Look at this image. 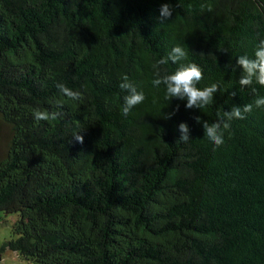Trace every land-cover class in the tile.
I'll list each match as a JSON object with an SVG mask.
<instances>
[{
  "label": "trees",
  "instance_id": "1",
  "mask_svg": "<svg viewBox=\"0 0 264 264\" xmlns=\"http://www.w3.org/2000/svg\"><path fill=\"white\" fill-rule=\"evenodd\" d=\"M261 39L264 0H0V211L19 215L2 250L33 264H264V109L216 150L195 119L254 102L236 60ZM176 45L199 87L220 86L204 109L152 83ZM124 75L146 97L127 115ZM35 109L59 115L37 122Z\"/></svg>",
  "mask_w": 264,
  "mask_h": 264
},
{
  "label": "clouds",
  "instance_id": "2",
  "mask_svg": "<svg viewBox=\"0 0 264 264\" xmlns=\"http://www.w3.org/2000/svg\"><path fill=\"white\" fill-rule=\"evenodd\" d=\"M174 8L169 3L162 4L160 8L159 19L161 23L169 20L173 15ZM226 51V50H224ZM188 58L187 50L180 46H174L166 56L160 58L154 65L155 79L152 81L154 86L163 85L166 89V98L186 99V108L204 109L214 103L215 94L220 91V86L216 83L206 87H199L198 85L204 79V73L201 67L196 63H185ZM171 62L173 65H178L176 70L169 74L164 65ZM236 64L242 68L243 74L239 79L241 88L249 87L252 92L256 94L253 103H248L241 106H233L231 111L217 112V119L214 123L201 121L200 117H195L197 123H203L205 137L214 145L216 150L225 144L226 134H230L232 122L234 120H244L247 114L253 112L254 108L264 109V95L257 94V89L254 85L264 86V39H261L255 47L254 54H242L238 56ZM230 67V65H229ZM163 72V74H162ZM121 91L126 95L123 97L122 112L124 115L137 105L145 100L143 91L138 90L137 86L130 81L127 75H124L119 84ZM58 91L62 97H67L71 101H82L83 93L66 86L63 83L57 85ZM231 95L234 97L236 93L233 91ZM58 106H63V101H56ZM179 110V106L166 118L171 119L175 112ZM59 113L49 112L47 110L35 109L33 111V118L39 121H51L57 118ZM181 133L178 141L188 142L190 139V128L186 122H181L178 125ZM76 142L83 144L84 136L79 132L73 134Z\"/></svg>",
  "mask_w": 264,
  "mask_h": 264
},
{
  "label": "rangeland",
  "instance_id": "3",
  "mask_svg": "<svg viewBox=\"0 0 264 264\" xmlns=\"http://www.w3.org/2000/svg\"><path fill=\"white\" fill-rule=\"evenodd\" d=\"M9 137L10 129L0 121V156L6 151ZM18 219V214H7L0 211V264H33L21 258L16 252L9 249L2 250L6 241L12 239L13 227Z\"/></svg>",
  "mask_w": 264,
  "mask_h": 264
}]
</instances>
